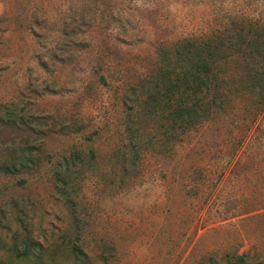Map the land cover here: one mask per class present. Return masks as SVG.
Instances as JSON below:
<instances>
[{
  "label": "rangeland",
  "instance_id": "obj_1",
  "mask_svg": "<svg viewBox=\"0 0 264 264\" xmlns=\"http://www.w3.org/2000/svg\"><path fill=\"white\" fill-rule=\"evenodd\" d=\"M232 21L264 32V0H0V117L39 116L30 128L45 132L0 118V163L15 146L41 148L22 174L0 170V258L23 206L57 264L75 263L73 243L90 264H206L245 251L264 262V105L238 94L172 150L134 160L115 150L123 96L142 89L159 51ZM75 148L94 159L74 170L69 207L54 170Z\"/></svg>",
  "mask_w": 264,
  "mask_h": 264
},
{
  "label": "trees",
  "instance_id": "obj_2",
  "mask_svg": "<svg viewBox=\"0 0 264 264\" xmlns=\"http://www.w3.org/2000/svg\"><path fill=\"white\" fill-rule=\"evenodd\" d=\"M145 83L139 92L133 90L123 96L124 141L115 149L123 159L130 154L134 160L142 151H154L157 146L172 150L187 131L230 108L238 94L251 98L256 109L262 108L264 32L252 22L232 21L206 35L183 37L159 51L158 68ZM0 118L30 128L39 116H18L16 110H7ZM142 119L147 122L144 126ZM37 124V128L30 129L44 135V129ZM145 134L150 135L144 138ZM40 149L35 144L15 146L9 157L0 163V170L7 174H22L36 165ZM92 151L89 149L86 154L75 148L69 154L61 155L56 163L55 187L69 207L73 204L69 197L73 172L78 166L81 168L80 164L91 167ZM19 207L16 210L19 229L12 234L10 259L0 258V264H57L48 245L46 247L33 238L31 222L21 209L23 206ZM70 212L74 215L73 210ZM68 250L74 264H90L88 256L77 244L68 246ZM227 256L228 259L220 261L209 257L206 264H264L249 251Z\"/></svg>",
  "mask_w": 264,
  "mask_h": 264
}]
</instances>
